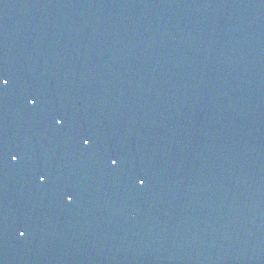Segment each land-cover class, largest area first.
Listing matches in <instances>:
<instances>
[{"label": "water", "instance_id": "1", "mask_svg": "<svg viewBox=\"0 0 264 264\" xmlns=\"http://www.w3.org/2000/svg\"><path fill=\"white\" fill-rule=\"evenodd\" d=\"M0 76V264H264V0H0Z\"/></svg>", "mask_w": 264, "mask_h": 264}, {"label": "snow or ice", "instance_id": "2", "mask_svg": "<svg viewBox=\"0 0 264 264\" xmlns=\"http://www.w3.org/2000/svg\"><path fill=\"white\" fill-rule=\"evenodd\" d=\"M9 82H10V81H9L7 78H4L3 76H0V84H2V85H4V86H7V85L9 84ZM30 102H31V104H32L33 106H35L36 103H37L38 101H37L35 98H33V99H31ZM55 122H56V124H58V125H60V126H62V125L64 124V120H63L62 118H60V117L55 118ZM83 144H84L85 146L90 147L91 144H92V139H91V137H85V138L83 139ZM12 159L18 161V160H19V157H18V156H13ZM110 163H111L113 166H118V164H119V160H118L117 158L114 157V158L111 159ZM38 179H39L40 181H42V182H46L47 177H46L45 175H40V176L38 177ZM145 182H146V181L143 180V179L140 180V184H141V185H143ZM67 199H68L69 201H73V200H74V196H72L71 194H69L68 197H67ZM20 235L23 236V235H25V233H24V232H21Z\"/></svg>", "mask_w": 264, "mask_h": 264}]
</instances>
